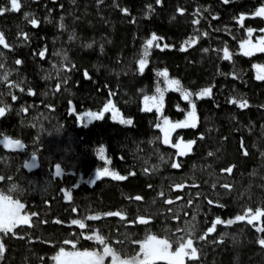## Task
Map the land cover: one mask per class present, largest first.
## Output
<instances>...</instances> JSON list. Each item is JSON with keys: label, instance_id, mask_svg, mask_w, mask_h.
Segmentation results:
<instances>
[{"label": "trees", "instance_id": "trees-1", "mask_svg": "<svg viewBox=\"0 0 264 264\" xmlns=\"http://www.w3.org/2000/svg\"><path fill=\"white\" fill-rule=\"evenodd\" d=\"M20 3L19 11L0 15L8 45H0V107L6 108L0 117V192L24 204L31 219L0 233V264H51L60 248L91 251L105 245L127 259L147 235L174 250L178 237L185 245L191 239L196 257L184 253L182 264H264V231H258L264 216L248 223L257 210L264 212V80L255 78L254 67L264 66V52H239L249 29L264 34V20L255 17L264 0ZM9 7L10 0H0V8ZM153 34L159 39L141 73L139 61ZM225 49L231 59L223 58ZM165 70L195 104L196 127L175 133L194 142L184 156L162 143L159 116L142 110L144 97L159 88L163 116L171 122L185 117L189 101L166 88L158 75ZM208 88L210 95L198 97ZM109 101L131 125L108 114L80 121ZM5 137L23 148L5 149ZM101 147L110 163L99 158ZM33 155L36 167L27 170ZM104 167L126 179H94ZM177 185H185L181 193L173 192ZM217 218L222 223L208 232Z\"/></svg>", "mask_w": 264, "mask_h": 264}, {"label": "snow or ice", "instance_id": "snow-or-ice-1", "mask_svg": "<svg viewBox=\"0 0 264 264\" xmlns=\"http://www.w3.org/2000/svg\"><path fill=\"white\" fill-rule=\"evenodd\" d=\"M160 0H157V3H159ZM224 3H229V0H223ZM21 8V3L20 0H10V7L9 8H0V15H3L6 11H12L16 12L19 11ZM127 10H125L126 13ZM255 16L259 17H264V7H260L256 12ZM27 19V16L25 17ZM215 18V17H214ZM244 16L241 15L238 23L243 22ZM32 25L35 27L37 26V21L35 19L31 20ZM194 23H199V21H194ZM249 35H251L252 30L249 29ZM159 37H157L155 34L152 35L151 39L146 41L145 44V58L141 59L139 61L140 65V71L143 73L144 68L147 64V55H148V50L153 47V44L155 41H157ZM0 45H4V47H8V45L5 43V38L2 33H0ZM247 46V47H246ZM156 47H159V44L156 45ZM167 47V46H165ZM241 48L244 49V55H251L252 51H260L264 52V37H261L258 41L257 45H251L250 40L245 41L244 43L241 44ZM182 51L185 49H181ZM2 54V53H0ZM44 52L40 53V56L43 57ZM224 59L228 60L231 59L230 53L228 52L227 49L224 50ZM17 64L21 63L19 60L16 61ZM257 71L256 79L257 80H264V66L261 65H254ZM87 76V74H85ZM159 76L164 77L165 82L168 84L170 88L173 90H179L182 92L183 98L185 100H188L189 103L191 104L192 111L188 113L187 118L182 121V122H177V123H171L167 118L163 120V125L164 127L162 128V131L164 132V143H169V135L170 131L174 130L176 128H195L196 127V114H195V104L191 102V94L183 91L180 88L179 81L177 80H169L168 79V73L167 70L158 73ZM157 92L160 93L159 96H145L144 97V111H151L153 108H156L157 112H160L162 103H163V94L161 93V90L158 88ZM211 94V89H204L202 90L198 95L200 97L208 96ZM16 97H13L15 99ZM233 104H237L238 102L236 100L231 101ZM238 106L240 108H245L247 107V101L239 102ZM111 111L113 114V119H116L119 116V110L115 107V105L109 101L107 104L104 105L103 110L100 113H86V115L92 119H103L104 113ZM6 108L5 107H0V117H3L5 115ZM120 123L126 124V125H131L132 121L126 120L121 118ZM159 127V125H158ZM4 146L8 149H17V148H23V145L20 143V141L16 140L13 141L9 138H4L3 140ZM192 143L194 142H188V143H178L175 145L177 149H181L179 152L180 155H184L186 151L191 149ZM104 148L101 147L98 149V155L101 160H104L105 163H110L109 161L105 160L104 156ZM247 153H245L246 155ZM36 157L35 155L32 156V160L35 161ZM32 164H26L25 167H32ZM173 168H178L179 164L173 163L172 164ZM227 171L230 173L231 168L227 169ZM61 174V169L59 165H56V175L59 176ZM103 176H111L115 180H124L126 177L118 175L116 172H112L109 170L108 167H104L102 170H97L96 172V179L99 180ZM179 187V186H178ZM225 187H228L225 185ZM66 198L71 199V196L69 193H66ZM136 200H140L141 197L137 196L135 197ZM168 203H171V201H168ZM211 203V202H210ZM24 204H22L19 200H15L12 198L10 194H5L3 192H0V233H10L13 232V229L17 227L19 224H28L31 216L27 214H23L24 211ZM75 211V210H73ZM251 211V210H249ZM32 216L35 215V213L31 214ZM108 216H120V213H107ZM246 215H238L236 217V220H244L246 218ZM260 216H264V212H261L259 210L256 211L255 215L251 217V219L248 220V223H252L253 220L257 219ZM89 220H95L97 217L95 216H89ZM143 220L145 223L148 221L145 220L144 218H140L139 222ZM233 221H228V223H232ZM222 221L217 218L215 222L213 223V226L208 229V232H212L215 229L216 224H220ZM72 224L78 225L81 229L85 227L84 223H82L80 220H73ZM258 231H264V229H258ZM96 239L100 244H105L104 239L101 236H97ZM153 237L147 235L144 238L145 241V246L141 247L140 252L134 254L130 259L126 261H121L120 257L107 245H105L103 249V253L96 252V251H79V250H73V251H65L64 248H60L59 252L57 255L53 256V260L56 261V264H104V260L107 256L112 257L111 264H118V261H120V264H140L141 258L145 261H148L151 256L153 255H161L164 253H168V247L169 244L166 242L165 247L159 250L152 249L151 247V241ZM201 239H204V237H201ZM188 243H191L193 245V242L191 239H188ZM65 243H69V241H65ZM186 240L184 237H178L177 239V244L179 248L184 249L185 256H191L193 258L196 257V249L193 248H186L185 247ZM259 243L261 246H264V239L259 240ZM72 248L75 249L76 245L75 243L72 244ZM5 248L3 243H0V259L3 258Z\"/></svg>", "mask_w": 264, "mask_h": 264}, {"label": "rangeland", "instance_id": "rangeland-1", "mask_svg": "<svg viewBox=\"0 0 264 264\" xmlns=\"http://www.w3.org/2000/svg\"><path fill=\"white\" fill-rule=\"evenodd\" d=\"M262 32H264V30H263ZM261 37H264V34L259 35V34H255V33H252V32H251V35H249V32H248L246 39L243 40V41H241L240 44H239V52H240L241 54L244 53V49L241 48V44H242V43H244L245 41H249V40H250L251 45H257V44H258V41H259V39H260ZM246 47H247V46H246ZM257 53H263V52H260V51H252V54H251V55H254V54H257ZM243 55H244V54H243ZM247 56H250V55H247ZM256 75H257V71H256V68H255V78H256ZM168 79H169V78H168ZM169 80H171V79H169ZM166 88H167V89H172V88H170V87L168 86L167 83H166ZM172 90H173V89H172ZM186 92H187V91H186ZM161 93H162V92H161ZM159 95H160V93H158L157 95H153V96H159ZM149 97H152V96H149ZM198 97H200V96L198 95ZM183 100H185V99L183 98ZM185 101L188 102V100H185ZM191 102H192V100H191ZM192 103H193V102H192ZM143 108H144V99L142 100V110H143ZM102 110H103V109H102ZM102 110H101V111H102ZM101 111H100V112H101ZM143 111H144V110H143ZM151 111H154V112L159 116V122H158L159 127H158V125H157V129L160 131V134H161V141H162V143H163L164 145H166V146H169V147H172L173 149H175V150H176V153H177L178 156H184V155L190 153V151H191V149H192V146H193V143H192L191 149L188 150V151H186V153H185L184 155H180L179 152L181 151V149H177V148L175 147L176 144L181 143V142H183V143L192 142V141H185V140H183L182 138L177 137V136L175 135V133H176L178 130H180V129H185V128H176V129H174V130H171V131H170V135H169V143H167V144L164 143V132L162 131V128L164 127V125H163V120H164L166 117L163 116V103H162V107H161L160 112H157L156 108H153ZM151 111H148V112H151ZM191 111H192V107H191V104L189 103V105H188V110H187V112H186V114H185V117H184L183 119L178 120V121H175V122H171L168 118H167V119H168L171 123L182 122V121H184V120L187 118L188 113L191 112ZM100 112H99V113H100ZM97 114H98V113H97ZM105 114H108V115L111 117L112 121H115V122H120V119L122 118L121 115H120V113H119V116H118L116 119H113V114H112L111 111L104 113V115H105ZM195 114H196V111H195ZM92 120H94V119L88 117L86 114H85V115H82V116L80 117V121H83L84 123H88V122H90V121H92ZM196 121H197V118H196ZM188 128H189V127H188ZM20 143H21V142H20ZM2 144H3V146H4V143H3V142H2ZM21 144H22V143H21ZM4 148H5V149H8V148H6L5 146H4ZM20 149H21V148H17V149H9V150H20ZM175 163L177 164V162H175ZM26 164H32V165H33V166L30 167V168H29V167H25L27 170H31V169H33V168L36 167V159H35V161H33L32 159H30L27 163H25V165H26ZM96 172H97V171H96ZM96 172H95V174L93 175V177L95 176L94 179H96ZM54 173L56 174V167H54ZM93 177H92V179H91V181H90L91 183L94 181ZM109 177H111V176H109ZM23 214H25V213L23 212L22 215H23ZM253 215H255V213H254ZM253 215H250V217L248 218V220L251 219V217H252ZM28 224H29V223H28ZM19 225H27V224H19ZM19 225H18V226H19ZM0 241H1V235H0ZM0 243H1V242H0ZM165 244H166V241H164V240H160V239H156V238H153L152 241H151V247H152V249H155V250L162 249L163 247H165ZM143 246H145V241L142 242V243L140 244V248H139V251H138V252H140V249H141V247H143ZM185 247H186V248H190L191 245L187 243V244L185 245ZM103 249H104V248H103ZM103 249H96V250H91V251H96V252L103 253ZM111 249H112V248H111ZM59 250H60V249H59ZM59 250L57 251V253H56L55 255L58 254ZM64 250H65V251H73V250H67V249H65V248H64ZM112 250H113V249H112ZM113 251H114V250H113ZM114 252L116 253V251H114ZM116 254H117V253H116ZM55 255H54V256H55ZM117 255H118V254H117ZM118 256H119V255H118ZM119 257H120V256H119ZM165 258H171L173 261L177 262L178 264H182L183 261H184V249L179 248V249H177V250H174V249H172V248L169 246V247H168V253H164V254H161V255H153V256L150 257V259H152V260H156V259H157V260H158V259L161 260V259H165ZM128 259H130V258L124 259V258H121V257H120V260H121V261H126V260H128ZM111 261H112V257H111V256H107V257L105 258V260H104V264H111ZM142 261H144L143 257L141 258L140 263H141ZM51 264H56V261L53 260ZM118 264H120V261H118Z\"/></svg>", "mask_w": 264, "mask_h": 264}, {"label": "water", "instance_id": "water-1", "mask_svg": "<svg viewBox=\"0 0 264 264\" xmlns=\"http://www.w3.org/2000/svg\"><path fill=\"white\" fill-rule=\"evenodd\" d=\"M256 18H261L264 20V17H259V16H255ZM179 186V187H178ZM185 187V185H177V186H174L173 187V192L174 193H181L183 188ZM168 201H171V203L175 202V200H167V204H171V203H168ZM171 259L170 258H165V259H161V260H152V259H149L148 261H142L140 264H148V263H157V262H165V261H170ZM176 264H178L177 262H175Z\"/></svg>", "mask_w": 264, "mask_h": 264}]
</instances>
